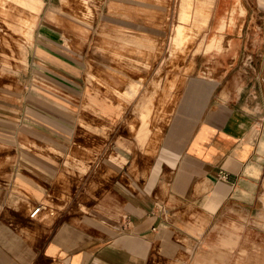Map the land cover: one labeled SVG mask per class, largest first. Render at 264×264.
Returning a JSON list of instances; mask_svg holds the SVG:
<instances>
[{"label": "crops", "instance_id": "obj_1", "mask_svg": "<svg viewBox=\"0 0 264 264\" xmlns=\"http://www.w3.org/2000/svg\"><path fill=\"white\" fill-rule=\"evenodd\" d=\"M91 1L95 0L85 2L90 18L95 15ZM8 2L13 5L8 6ZM215 2L219 8L230 10L228 16L215 22L219 25L226 20L221 28L226 29L224 35L203 44L201 51L207 59L201 65V73L187 80L164 133L143 188L144 196L139 198L145 205L140 207L141 212L131 214L125 227L108 241L86 245L80 235L83 230L72 222L60 220V226L52 232L53 226L43 221L57 216L51 198L61 193L57 187L58 172H52L69 163L66 156L72 149L51 135L49 132L55 131L50 129L59 130L63 138V133L74 129L68 118L70 105L88 106L91 118L97 111L109 122L115 118V109L98 95L89 100H65L37 85L34 92L50 100H17L20 95L14 91H19L18 76L0 79V135L15 136L13 151L24 154V159L6 167L10 171L0 172V264H225L222 254L211 255L209 262L202 256L204 249L212 247L205 245L208 235L233 212L246 209L253 217L260 195L264 200V191H259L264 181V160L259 152L264 132L258 126L261 101L256 95L264 78L258 65L245 63L247 54L253 61L259 56L255 51L264 44V0ZM208 4L214 7L212 0ZM14 6L27 16L10 26L29 43H33L39 25L50 27L49 22H41L43 15L51 20L62 13L72 27L94 28L77 12H63L48 6L46 0H0L6 15ZM180 8L179 23H190L192 17L181 21ZM241 8L245 14H241ZM230 25L237 26L235 32L228 28ZM225 36L226 47L209 48L215 39ZM63 37L68 46V37ZM177 39L175 34L174 41ZM19 46L26 66L29 48L21 42ZM34 48L42 68L78 70L76 63L44 40L39 39ZM176 51L173 44V52ZM9 95L16 100H8ZM21 136L35 144H22ZM142 137L143 142L138 143L144 146L148 137ZM24 147L28 149L22 150ZM111 159L119 164L126 160L121 155ZM250 164L261 165L259 177H254V166L248 174ZM79 168L82 173L88 172L87 166ZM149 200L154 207L146 204ZM38 207L39 213L31 217ZM226 243H231L229 238Z\"/></svg>", "mask_w": 264, "mask_h": 264}, {"label": "rangeland", "instance_id": "obj_2", "mask_svg": "<svg viewBox=\"0 0 264 264\" xmlns=\"http://www.w3.org/2000/svg\"><path fill=\"white\" fill-rule=\"evenodd\" d=\"M46 1L48 6L63 12H77L80 18L91 21L94 28L72 27L62 13L51 20L43 15L41 22H49L50 27L39 25L33 43H29L10 26L20 23V18L27 14L14 6L6 15L0 7V79L18 76L19 91H14L20 95L17 100H50L34 92L37 85L65 100H89L90 96L98 95L115 109V118L109 122L97 111L91 118L88 106L70 105L68 118L74 129L63 133L64 138L59 136V130L51 128L55 132H49L72 149L66 156L69 163L52 172H58L57 187L62 194L51 198L57 216L43 222L53 226L52 232L60 226V220L72 222L83 230L80 235L86 245L102 243L120 232L130 215L141 212L140 207L145 205L139 198L144 196L143 188L184 86L189 77L201 73V65L207 59L201 51L203 44L224 35L226 29L221 28L226 20L219 25L215 22L228 16L230 10L219 8L215 0L213 8L208 4L211 0H95L96 3L91 1L95 15L90 18L87 0ZM179 8L181 21L191 17L193 21L180 24ZM242 9L241 14H245ZM89 11L93 15L91 7ZM228 28L235 32L237 26ZM175 34L178 41H174ZM222 38L221 45L226 47V36ZM39 39L63 52L78 70L39 66L34 48ZM19 42L29 48L26 66ZM255 52L259 56L252 61L247 54L245 63L258 65L264 78V44ZM256 95H260L261 101L258 126L264 132L263 79ZM8 100L16 98L9 95ZM140 134L148 137L144 146L139 144L144 140ZM5 135H0V172L10 171L7 166L24 159L23 153L14 152L15 136ZM20 139L22 144H35L27 136ZM120 155L126 158L123 164L111 159ZM83 165L88 172L82 173L79 166ZM261 189L263 192L264 181ZM260 197L253 217L245 209L222 218V223L205 241V245L212 246L201 252L206 262L217 253L225 257V264H264V200ZM146 204L154 207L153 201ZM227 238L230 244L226 243Z\"/></svg>", "mask_w": 264, "mask_h": 264}, {"label": "bare ground", "instance_id": "obj_3", "mask_svg": "<svg viewBox=\"0 0 264 264\" xmlns=\"http://www.w3.org/2000/svg\"><path fill=\"white\" fill-rule=\"evenodd\" d=\"M192 36H193V34H192ZM222 40H224V39L222 38ZM221 43H222L221 39H215L214 42L210 45L209 48H220L222 46ZM259 152L261 153V160H263L264 159V134H263V137H262L261 142H260ZM251 166H254L255 169L257 170V173H254V177H259L260 174H261V171H262L261 165H259V164H254V165L250 164V166L248 168V174L249 175H251ZM253 188H255L254 185H253ZM248 199L251 200L252 199L251 196Z\"/></svg>", "mask_w": 264, "mask_h": 264}, {"label": "built area", "instance_id": "obj_4", "mask_svg": "<svg viewBox=\"0 0 264 264\" xmlns=\"http://www.w3.org/2000/svg\"><path fill=\"white\" fill-rule=\"evenodd\" d=\"M223 177H224V178H227V174H224ZM40 210H41L40 207L36 208V209L32 212L31 217L34 218V217L39 213Z\"/></svg>", "mask_w": 264, "mask_h": 264}]
</instances>
